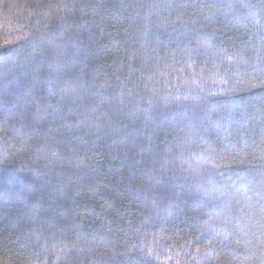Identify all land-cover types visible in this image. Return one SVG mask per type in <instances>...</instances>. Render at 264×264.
Here are the masks:
<instances>
[{
  "label": "trees",
  "instance_id": "trees-1",
  "mask_svg": "<svg viewBox=\"0 0 264 264\" xmlns=\"http://www.w3.org/2000/svg\"><path fill=\"white\" fill-rule=\"evenodd\" d=\"M0 264H264V0H0Z\"/></svg>",
  "mask_w": 264,
  "mask_h": 264
}]
</instances>
